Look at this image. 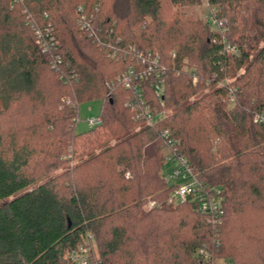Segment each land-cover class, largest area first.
I'll use <instances>...</instances> for the list:
<instances>
[{
  "label": "trees",
  "instance_id": "16d2710c",
  "mask_svg": "<svg viewBox=\"0 0 264 264\" xmlns=\"http://www.w3.org/2000/svg\"><path fill=\"white\" fill-rule=\"evenodd\" d=\"M201 1L0 0V264H75L82 246L91 264H264V0L164 8ZM131 49L158 56L160 95L156 73L142 102L118 82L145 68ZM92 101L102 123L77 133ZM164 131L223 191L217 222L171 200Z\"/></svg>",
  "mask_w": 264,
  "mask_h": 264
},
{
  "label": "built area",
  "instance_id": "2783aa9c",
  "mask_svg": "<svg viewBox=\"0 0 264 264\" xmlns=\"http://www.w3.org/2000/svg\"><path fill=\"white\" fill-rule=\"evenodd\" d=\"M77 13L81 15L79 26L82 29H86L90 34H94L91 32V19L83 14V9L81 7L77 9ZM218 26H223V23L219 22ZM51 45H54L53 39H51ZM131 51L136 52L140 58H143V63H146L145 68L128 70L118 78V82L126 89L131 90L139 98L140 102H142L141 82L156 73L158 82L155 84L154 90L157 95H160L162 91L161 77L164 73H162L163 71H155V66L159 61L158 56L153 53L143 54L139 51L137 52L135 49H131ZM196 80L197 79L194 77L193 82L196 83ZM145 112L147 125H152L156 122L157 117L152 116L147 107L145 108ZM143 118H145V116ZM253 121L254 123L264 124V112L256 114ZM101 123L102 120L99 116L88 120V125L92 128L99 126ZM161 137L164 142V147L169 150L166 160L173 166L169 179L176 182L180 180L182 183V185L175 184L176 189L173 193V200L181 202L190 199L194 202L200 214L208 217L212 222H217L223 215V191L217 186L204 184L195 177L188 160L176 147L177 143L170 138L168 131H164ZM90 250L91 248L87 246L79 247L69 252L68 258L75 264H91L89 257ZM199 255L206 261H211V256L207 252L200 250ZM212 264L214 263L212 262Z\"/></svg>",
  "mask_w": 264,
  "mask_h": 264
},
{
  "label": "rangeland",
  "instance_id": "374dc122",
  "mask_svg": "<svg viewBox=\"0 0 264 264\" xmlns=\"http://www.w3.org/2000/svg\"><path fill=\"white\" fill-rule=\"evenodd\" d=\"M164 8H165V12L167 15H169L170 12L177 10L182 14V17L186 20H197V19L210 20L212 13L216 12V9L211 8L206 0H202L199 5H190V6L187 5V6H183V7H179V8H175V9L170 3L165 2ZM213 23L215 26L217 25V23H215V22H213ZM215 26H213V27H215ZM232 80L233 79L228 78L225 82L230 83ZM234 101H235L234 98H232L231 102H234ZM100 109H101V102L100 101H92V102H86V103L80 104V106H79V120H78L77 125H76V132L81 133V132L87 131L90 128H92L88 125V120L98 117L100 115ZM162 154L165 158H167V156L169 154V150L166 147H163ZM78 162H79V160L76 159L70 163V166L71 167L75 166ZM172 169H173L172 164L169 161H167L165 163L164 171L167 175V179H168L169 183L172 185H175V184L176 185H182L180 180H178L176 182V181H172L169 179V175H170V172L172 171ZM173 193L171 196V200H173ZM153 205H154V203L152 202V203L148 204L147 208H150ZM89 248H91V246ZM226 263L227 262H224L223 260L219 259L218 261H216L215 264H226Z\"/></svg>",
  "mask_w": 264,
  "mask_h": 264
}]
</instances>
